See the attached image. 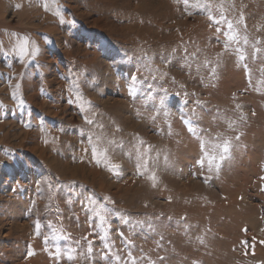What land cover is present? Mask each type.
<instances>
[{
    "label": "rangeland",
    "instance_id": "rangeland-1",
    "mask_svg": "<svg viewBox=\"0 0 264 264\" xmlns=\"http://www.w3.org/2000/svg\"><path fill=\"white\" fill-rule=\"evenodd\" d=\"M261 176L264 0H0V264H264Z\"/></svg>",
    "mask_w": 264,
    "mask_h": 264
},
{
    "label": "snow or ice",
    "instance_id": "snow-or-ice-1",
    "mask_svg": "<svg viewBox=\"0 0 264 264\" xmlns=\"http://www.w3.org/2000/svg\"><path fill=\"white\" fill-rule=\"evenodd\" d=\"M185 2H186V0H185ZM16 6L19 7L20 5H16ZM45 7H47V6H45ZM208 19L210 21H212L213 17L209 16ZM61 22H63L62 18H61ZM223 22H225L223 17H221L220 21H217V23H223ZM243 22H244V15L241 12L236 23L237 24H243ZM227 27H228L229 30H232L234 25H233V23L231 21H227ZM220 31L221 30L219 28H217V34H219ZM226 35L228 36L229 40L234 39L233 35H230L228 33H226ZM244 42L248 43L247 37L244 38ZM29 43H30L29 39L27 37H25V38H22L16 44V48L18 49L21 58H23V57H28V58L35 57V55H36V53L38 51L37 46H36L35 42L32 41L31 42V52H29V50H28ZM257 43H259V41H257ZM227 48H228V44L226 42L225 43V51H227ZM219 55H222V54H218V56ZM239 59L243 60L244 57L241 55L239 57ZM205 63L207 64V61H205ZM214 71H215V69H213V72ZM162 75H166V73H162ZM132 79L135 80V77L133 76ZM19 88H20V84L17 83L16 84V89L19 90ZM130 94H133V93H130ZM12 96H13V98H15V96H16V92L15 91L12 93ZM19 103L22 105L24 103V101L20 100ZM241 107L242 106L240 104L236 105V108H238V109L241 108ZM84 119H85V123L86 124L91 125L93 123L92 120L88 119L87 115H85ZM240 119L241 120L245 119L243 113H241ZM25 126L29 127L31 125L26 123ZM189 130L191 131V129H189ZM108 143L112 144L114 142L113 141H108ZM88 144L91 145V159H92V161L95 164L99 165L101 163V159H104L105 161H107L106 152L105 151H98V149H97L96 145L93 143V140L91 139V137H89V139H88ZM219 147H220V150H221V154L219 155V157H217V156H209L208 157L209 166H211L213 164V162H215L217 170H219V168H220V162L225 159L224 153H226L228 151L229 141L227 139H225L223 141L222 145H220ZM85 151H87V150H85ZM146 163L147 162L145 161L144 164H140V163L136 164V169H137V174L138 175H143L144 172H147ZM197 164L202 166L203 165V160H197ZM107 167H108L109 171L114 172L117 175L120 174L121 166L119 164H110L109 163V164H107ZM142 168L144 170L143 172L141 171ZM147 179L153 183V186H155V183H156V180H157L155 172L149 173L147 175ZM260 179L262 181H264V176H261ZM204 182L208 183V180L206 179ZM261 190L264 191V184L261 185ZM103 199L105 201H108L109 203H113L108 196H104ZM35 229H36V234L38 235L39 234V229H40V225H39L38 222L35 223ZM262 231H264V229H262ZM83 239L87 242V249H86V252L82 253V255H84L86 258L91 260L93 258L92 257V254H93V241L89 240L88 237H84ZM45 240H47V237H45ZM76 243L79 244L80 241H77ZM242 243H246V242H242ZM261 243L264 244V241H261ZM124 244L128 248H130L132 246V243L129 240H125ZM103 247L105 249L111 250L112 245H110L108 243H105ZM44 251L48 252L49 249L46 247V248H44ZM34 255H35V252H34L32 246H30L29 250H28V252L26 254V258L32 257ZM54 255H59V253H55ZM68 258L72 259L71 256H69ZM104 258H106V254L102 252L101 253V259H104ZM144 259H145L144 257H141V258L134 257L132 255L131 251L127 252V256L126 257L121 256L118 253H113L114 264H143V260ZM161 259H163V258H161ZM147 264H155V262L152 261L151 259H148Z\"/></svg>",
    "mask_w": 264,
    "mask_h": 264
},
{
    "label": "bare ground",
    "instance_id": "bare-ground-1",
    "mask_svg": "<svg viewBox=\"0 0 264 264\" xmlns=\"http://www.w3.org/2000/svg\"><path fill=\"white\" fill-rule=\"evenodd\" d=\"M159 2V1H158ZM151 3V2H150ZM157 3V2H156ZM163 4V3H162ZM167 5V4H166ZM169 10H170V8H169Z\"/></svg>",
    "mask_w": 264,
    "mask_h": 264
}]
</instances>
